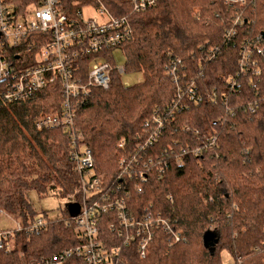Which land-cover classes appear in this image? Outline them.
Masks as SVG:
<instances>
[{
  "label": "trees",
  "instance_id": "1",
  "mask_svg": "<svg viewBox=\"0 0 264 264\" xmlns=\"http://www.w3.org/2000/svg\"><path fill=\"white\" fill-rule=\"evenodd\" d=\"M103 2L114 15H128L133 35L122 48L125 67L143 78L125 85L113 72L110 87L94 89L78 107L76 126L107 179L117 171L118 143H135L144 122L160 113L165 126L157 149L167 152L168 168L161 175L149 170L143 192L131 189L128 203L137 213L151 204L183 239L159 230L141 257L110 229L109 214L101 217L100 239L121 246L117 264H226L224 252L233 264H264V52L256 50L264 47V0L239 7L226 0H157L139 13L127 0ZM239 12L242 23L227 36ZM244 49L250 53L242 69ZM169 65L177 81L167 74ZM213 90L217 96L210 99ZM62 100L58 82L22 101L6 99L0 82V212L22 225L40 216L30 191L78 195L65 129L36 125L41 115L59 111ZM72 214L17 233L13 248L0 250V264H38L78 244L67 222Z\"/></svg>",
  "mask_w": 264,
  "mask_h": 264
},
{
  "label": "built area",
  "instance_id": "2",
  "mask_svg": "<svg viewBox=\"0 0 264 264\" xmlns=\"http://www.w3.org/2000/svg\"><path fill=\"white\" fill-rule=\"evenodd\" d=\"M127 1L136 13L152 8L157 2ZM252 1L226 0L238 7ZM86 8L92 9L93 13L86 16L82 11ZM241 21V13H236L226 35H235ZM132 35L128 15H114L103 0H0V82L3 94L10 101H22L40 89L59 83L63 99L61 109L55 114L41 115L36 125L65 129L72 167L78 174V195L66 198L71 209L79 207L67 220L74 225L79 242L45 257L38 264L120 262L121 246L110 247L99 237L104 214L110 215V229L122 238L125 246L134 244L141 257H145L159 230L171 235L172 240L183 239L181 232L175 230L161 212L151 209V204L137 213L128 203L131 189L143 192L142 182L149 170L161 175L168 168L167 152L160 154L157 149L158 138L165 126L160 113L144 122L143 133L137 134L135 143L126 144L123 140L118 143L117 171L107 179L96 170L95 156L83 142V132L76 126V111L89 101L92 91L109 88L113 72L121 77L128 73L125 64L117 63L114 51L122 50ZM256 50L262 53L264 47L257 46ZM242 51L239 65L245 69L250 50ZM167 67V74L177 81L179 77L175 69L170 65ZM192 85L189 88H193ZM208 95L210 99L217 96L215 90ZM189 128L186 125L185 130ZM194 139L200 142L202 138L195 135ZM215 142L214 136L210 144ZM203 146L206 144L194 148V153L200 154ZM180 149L186 153L190 148L183 145ZM174 162L182 165L184 160L174 157ZM58 218L39 216L28 225L19 221L15 229H0V250L10 251L15 235L22 230H41L50 224V219Z\"/></svg>",
  "mask_w": 264,
  "mask_h": 264
},
{
  "label": "rangeland",
  "instance_id": "3",
  "mask_svg": "<svg viewBox=\"0 0 264 264\" xmlns=\"http://www.w3.org/2000/svg\"><path fill=\"white\" fill-rule=\"evenodd\" d=\"M86 16H89L93 13L92 9L86 8L82 9ZM117 63L119 65H124L126 63V54L123 53L122 50L116 49L114 51ZM143 75L140 72H130L126 73L122 76V80L124 82L130 83H139L142 80ZM107 89V88H106ZM117 152H114L115 155V164L117 165ZM110 176V175H109ZM30 200L33 203L35 210L38 215L46 216L50 218H58L63 216H68L70 209L69 200L67 198H63L60 195H56L54 193L44 194L43 196H38L35 191H30ZM19 223V219L15 216L8 214L7 212H0V229H15ZM224 262L226 264H233L228 253L224 252ZM240 264V263H239Z\"/></svg>",
  "mask_w": 264,
  "mask_h": 264
},
{
  "label": "water",
  "instance_id": "4",
  "mask_svg": "<svg viewBox=\"0 0 264 264\" xmlns=\"http://www.w3.org/2000/svg\"><path fill=\"white\" fill-rule=\"evenodd\" d=\"M260 34H261V36H262V38H263V40H264V30H262ZM78 208H79V207H77V206H76V207H72L71 211H73V213H76L77 210H78Z\"/></svg>",
  "mask_w": 264,
  "mask_h": 264
}]
</instances>
